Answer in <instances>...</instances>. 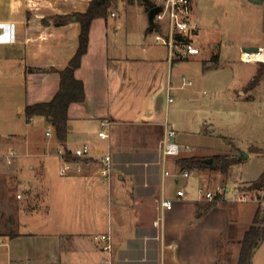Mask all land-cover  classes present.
I'll list each match as a JSON object with an SVG mask.
<instances>
[{
	"label": "crops",
	"instance_id": "crops-1",
	"mask_svg": "<svg viewBox=\"0 0 264 264\" xmlns=\"http://www.w3.org/2000/svg\"><path fill=\"white\" fill-rule=\"evenodd\" d=\"M90 1L0 0V68L5 67L9 74L22 75L21 97L13 103L16 112L10 119L19 130L0 135V142L7 144L8 151H14L16 156L20 153L17 154L12 145L19 142L23 156L35 159L27 165V171L31 176L39 175L41 187L51 163L56 160L59 166L55 152L60 144L45 118L33 116L27 120L24 108L48 102L58 91L60 77L57 71L68 64L78 47L80 24L72 14L84 12ZM126 1L133 3L136 0ZM193 11L192 4V17ZM65 15L68 17L63 19L64 23L56 25L55 20ZM115 17L116 14L111 16L109 11L106 17L91 21L87 50L74 72L75 78L83 83L85 97L83 101L70 103L67 108L68 132L62 144L66 149L88 144L93 154L109 144L113 152V170L103 176L99 161L89 158L79 173L74 170L67 175L65 183L72 188L71 193L58 196L55 209L61 210L64 216L68 214L70 219L66 220L70 224L80 225L75 231L57 234L47 228L34 232L36 224L49 226L53 206L48 198L45 199V210L36 209L34 204L29 206L23 222L27 231L7 237V264H103L101 261L106 258V253L95 243L93 236L107 234L112 249L140 254L137 259L124 257L122 262L125 264L147 262L144 254L147 248L155 250L151 258L153 264H238L240 241L251 225L257 203L223 200L205 208L206 202L179 198L176 190H188L190 186L185 183V187L172 192L169 187L178 180L163 174L165 168L177 170L176 157L170 160L171 169L167 168L168 158L163 166L159 147L155 151L154 143L141 138L126 139L128 128L164 131L172 88V64L177 61L169 59L168 51L166 54L160 51L164 45L155 41V35L152 48L141 47L140 52L133 41L142 37L141 32L131 31L122 42L113 40L110 19ZM114 27L121 29V24L117 22ZM147 28H141L146 33L144 38L149 33L163 31L158 28L147 32ZM101 120L110 122L106 140L97 137ZM47 129L52 130L50 135L45 134ZM25 181L29 187L36 184V179ZM104 183L111 206L121 210L115 218L116 232L120 233L121 240L110 230L109 221L103 225L104 213L98 216L95 211V189H101ZM154 195L158 197L157 207L144 206ZM162 198L172 201L170 208L160 206ZM2 199L0 203H4ZM82 201L88 206L87 214L84 212L83 216L80 211ZM137 233L146 240L151 234L155 238L145 243L141 236L143 246H139L133 242ZM0 236L5 238L3 233ZM0 242L3 243V239L0 238ZM224 251L226 257L222 256ZM112 256L110 252L111 261ZM249 264H264L262 243L253 251Z\"/></svg>",
	"mask_w": 264,
	"mask_h": 264
},
{
	"label": "rangeland",
	"instance_id": "rangeland-1",
	"mask_svg": "<svg viewBox=\"0 0 264 264\" xmlns=\"http://www.w3.org/2000/svg\"><path fill=\"white\" fill-rule=\"evenodd\" d=\"M157 1L136 0L129 3L126 0H118L109 10L116 14L114 19H110L112 39L122 42L131 31L141 32L142 37L133 41L134 47H138L139 52L141 47L151 49L155 34L149 33L144 38L146 33L141 31V28L149 26L148 10H146L148 3ZM193 8L192 20L198 30H195L192 40L201 51L187 58L173 60L177 62L175 65L172 64V88L169 93L171 101L166 110V123L168 127L175 130L176 141L189 148L187 151H182L181 157L208 158L218 154L235 160L226 173L214 168L193 169L189 178L177 176L178 182L173 183L169 188L174 192L178 187H185V183L190 187L197 184L211 188L216 185L223 188L229 186L230 190L224 193L225 198L235 202L232 200L235 195L234 188L247 187L264 172V61L249 63L240 59V53L243 50L264 47V0H261V3H254L253 0H194ZM117 22L121 24V29H115ZM157 33L166 37L164 31H157ZM131 50L136 51L134 48ZM0 51H2L1 48ZM160 51L166 54L167 48L162 46ZM8 72L5 67L0 68V135L2 136L14 132L13 130H19V126L10 119L16 112L13 103L21 97L22 75ZM162 133L163 131L157 129L128 128L126 139L128 141L138 138L147 139L146 141L154 143L155 151L156 149L158 151ZM12 147L17 154H20L7 163L5 155L9 147L0 142V194H2L0 199L3 198L4 202L0 203V233L5 236V238L0 236L3 239V243L0 242V264H7L9 251L6 246L7 237L11 233L19 235L27 231V228L23 226L26 220L25 211L32 204L38 210H45L47 203L45 199L48 198L53 206L50 212L52 222L50 221L47 227L34 225V232H42L48 228L51 232L61 234L67 230L70 232L80 228L76 222L70 224V221L66 220L70 219L68 214L64 216L61 210L55 209L58 196L69 195L72 189L65 183L68 176L57 173L58 161L54 160L51 163L41 187L39 175L31 176L27 171V165L35 159L23 156V148L19 142ZM58 148L59 146L56 150ZM241 151L246 156L241 155ZM110 152L112 156L111 148ZM150 156L155 158L152 154ZM167 158L169 161L166 166L171 169L170 160L175 158ZM88 159L78 158L73 165L74 173H79ZM170 171L173 173L172 170ZM27 178L36 179V184L33 187L26 186ZM106 188L104 183L101 189H95V211L98 216L99 213H104L103 225L105 226V223L109 221L110 230L119 236L120 233L116 232L118 223L115 218L121 210L117 211L114 206H111L110 200L105 195ZM145 189H148L147 192L151 191L148 186ZM157 198L154 195L147 204L143 205L157 207ZM7 201L10 204L6 207ZM67 203L71 205L70 202ZM85 203L87 202L81 203V216L87 212L88 206ZM256 205V208L260 210V226L264 228V206ZM140 234H135L133 240L139 246H143L142 238L145 243H150L155 238V235L151 234L146 240ZM95 236L93 240L100 245L101 249L103 241L97 242ZM119 238L121 240L122 237L119 236ZM110 242L112 243L111 240ZM260 243L264 247V237ZM111 252L112 261L109 258L108 261H101L103 264H119V262L125 264L122 262L124 257L130 256L137 259L140 255L135 251H118L115 248ZM224 252L222 256L226 257ZM105 253L107 258V252ZM144 254L145 257L147 256V262L143 264H153L151 258L155 255V250L147 248Z\"/></svg>",
	"mask_w": 264,
	"mask_h": 264
},
{
	"label": "built area",
	"instance_id": "built-area-1",
	"mask_svg": "<svg viewBox=\"0 0 264 264\" xmlns=\"http://www.w3.org/2000/svg\"><path fill=\"white\" fill-rule=\"evenodd\" d=\"M194 0H158L153 2L152 6H159L160 10L154 16L153 31L161 28L166 37L155 33V41L161 43L167 48L168 57L171 61L177 58H187L190 55H195L200 52V47L194 43L192 38L194 37V32L196 30V25L192 20L191 6ZM111 16H114V12H111ZM157 32V31H156ZM264 47H259L258 51H246L249 56L243 57V51L240 53V59L243 62H257L264 61L260 59H251V54L254 52H260ZM190 83V82H188ZM171 101V98H169ZM110 122L107 120H101L99 123V129L97 131V137L100 140H106L109 137ZM52 133L51 129H47L46 135ZM159 153L161 156L160 163L165 166L167 157H180L182 151H187L188 146L180 145L176 141V132L174 129L170 128L165 124L163 136L159 141ZM55 154L59 158L58 173L61 176H67L70 172L75 170L74 163L78 158H94L99 161L100 172L102 175L107 176L111 173L112 169V156L110 152L109 144H106L97 154H93L92 147L88 144H84L80 147L74 149H66L64 146L60 145L56 150ZM16 156V153L9 150L5 155V160L10 163L12 158ZM70 157L69 159L66 157ZM79 168H77L78 170ZM192 170L181 169L177 166L175 172H170L166 168L163 171L164 175H172L175 178L180 176L184 179L190 177ZM226 187V186H225ZM223 188L219 185L215 187H207L197 184L194 187H189V191L179 188L176 190L175 194L177 197L182 199L194 198L198 201H223L225 198V191H229L230 187ZM235 195L232 198L235 202H254L260 206H264V184L259 187L250 188H234ZM172 201L168 198H162L160 201V206L162 208L168 209L171 206ZM95 240L97 242L103 241L101 249L107 252V258L102 261L109 260L111 252V242L110 235H96ZM107 260V261H108Z\"/></svg>",
	"mask_w": 264,
	"mask_h": 264
},
{
	"label": "trees",
	"instance_id": "trees-1",
	"mask_svg": "<svg viewBox=\"0 0 264 264\" xmlns=\"http://www.w3.org/2000/svg\"><path fill=\"white\" fill-rule=\"evenodd\" d=\"M117 0H91L87 9L82 12H76L72 15L80 24V33L78 37V47L74 55L69 60L68 64L61 70H58L60 77L59 88L53 98L44 103H36L33 105H27L24 108L25 118L28 120L33 116H43L48 124L52 127L54 137L60 145H62L66 139L68 132V118L67 108L72 102H80L84 100L85 93L82 81L75 78L74 72L79 67L81 57L87 50L88 33L91 21L98 17H106L110 8L115 5ZM152 6L148 3L146 10ZM68 16H62L60 20H55V24H63L64 18ZM154 27L148 26L147 32H150ZM214 60V59H213ZM215 60L217 58L215 57ZM260 73V72H259ZM258 75V74H257ZM68 159L70 157L66 156ZM210 164L202 162L203 158L197 156L177 157L175 160L176 166L181 169H202V168H214L223 173H226L230 164L234 162V158H226L225 156L215 154L212 157ZM264 184V172H262L255 181L250 183V188L259 187ZM2 197V194H0ZM217 203L216 201H210L204 203L205 208L210 207ZM6 206L10 204L6 202ZM260 210L257 209L251 225L245 231L242 240L240 241L241 248L239 253L238 264H249L251 255L255 248L260 243L262 237H264V228L260 226L259 219ZM200 212H197V216H200ZM232 228V225L229 226ZM11 236H17L15 233H11Z\"/></svg>",
	"mask_w": 264,
	"mask_h": 264
},
{
	"label": "water",
	"instance_id": "water-1",
	"mask_svg": "<svg viewBox=\"0 0 264 264\" xmlns=\"http://www.w3.org/2000/svg\"><path fill=\"white\" fill-rule=\"evenodd\" d=\"M143 1H148V0H143ZM254 3H261V0H253ZM160 10L159 6H151L148 11H147V17H148V22H149V26L150 27H153V19H154V16L156 15V13ZM259 47H252V48H249V49H246V50H249V51H258ZM241 155H244L246 156V154L241 151ZM202 162L205 163V164H210L212 162V158L211 157H208V158H203L202 159Z\"/></svg>",
	"mask_w": 264,
	"mask_h": 264
},
{
	"label": "bare ground",
	"instance_id": "bare-ground-1",
	"mask_svg": "<svg viewBox=\"0 0 264 264\" xmlns=\"http://www.w3.org/2000/svg\"><path fill=\"white\" fill-rule=\"evenodd\" d=\"M243 57H248L249 54L246 51H243ZM251 59H260V60H264V49H262L260 52L256 53L254 52L253 54L250 55Z\"/></svg>",
	"mask_w": 264,
	"mask_h": 264
}]
</instances>
